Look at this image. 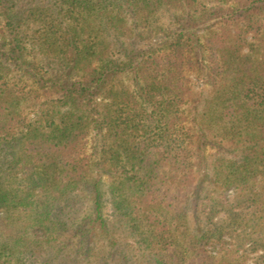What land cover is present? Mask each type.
Segmentation results:
<instances>
[{
  "label": "trees",
  "instance_id": "trees-1",
  "mask_svg": "<svg viewBox=\"0 0 264 264\" xmlns=\"http://www.w3.org/2000/svg\"><path fill=\"white\" fill-rule=\"evenodd\" d=\"M46 4L87 22L88 36L149 40L157 12L180 15L158 45L120 62L63 28L49 51L58 72L43 75L25 58L17 0H0V213L24 222L18 239L0 231V264L43 253L37 264H238L206 255L226 232L264 264V0ZM185 68L210 88L199 111Z\"/></svg>",
  "mask_w": 264,
  "mask_h": 264
},
{
  "label": "rangeland",
  "instance_id": "rangeland-1",
  "mask_svg": "<svg viewBox=\"0 0 264 264\" xmlns=\"http://www.w3.org/2000/svg\"><path fill=\"white\" fill-rule=\"evenodd\" d=\"M211 7H214V4H210ZM17 12L20 14L22 21V36H23V47H25V58L29 62L35 63L40 73L43 75L47 74H56L58 72L59 64L56 59L49 54V51L54 50L56 47V38H58L59 33L63 31V28L66 29L68 27L76 28V31H80L79 33V41L78 45L91 47L95 53H98L100 50H106L104 53V57L106 60L118 61L124 60L125 52H141L144 53L150 47H155L158 41L163 40V35L165 30L175 29L174 26H171L172 18L175 15H180L179 10H167L164 9L159 11L152 17L150 23L148 25L149 29L156 30L157 40L154 39H144L140 40L137 37V30H134L131 34H126L123 37L114 38L109 32L100 34L98 30H94L91 36H88L85 32L87 22L77 21L73 22L70 20L68 14L66 13V8H63L60 5L56 7L52 4L47 6L46 0H17ZM43 10V11H41ZM31 11H35L33 15L30 14ZM61 22L63 24H61ZM125 22L129 25V20L126 18ZM126 23L123 26V29H127ZM264 23V20L263 22ZM83 28V31L81 30ZM215 30V29H214ZM216 31V30H215ZM51 32H55L54 36H50ZM218 32V31H216ZM202 34V33H201ZM206 36V34H205ZM203 37L204 39L208 38V36ZM252 35L248 34L245 37V40L249 43L254 42L251 39ZM158 45V44H157ZM246 50H244L245 52ZM101 62L98 58L91 59V64L96 66ZM67 71V69H66ZM184 76L186 81H188V87L191 91V94L194 95L193 100L198 101V104H194L189 106V109L193 107L197 108L199 111L201 107V103L209 96L210 88L208 85L203 84L201 79L196 76L193 72H190L185 68ZM123 84H128L129 82L126 79H122ZM15 79L11 76V80L9 81V85L13 89L22 88L23 84L16 86ZM191 107V108H190ZM185 108H187L185 106ZM24 115L28 119H32L34 108H25L23 109ZM89 147H91L90 141L87 142L86 145V154H89ZM215 155V150L208 149L206 152V157L208 161L212 160V157ZM105 179V178H104ZM228 201H233V193L229 191L227 194ZM104 215L108 221H112L113 214L111 210V206L109 203V197H105V207H104ZM218 224H223L224 226H228V221L226 220V216L224 214H220L216 219ZM24 224L23 215L21 212L10 211L7 213H0V231L8 233L11 238L18 239L22 237L20 235V227ZM222 238L223 244H210L205 247L206 255L215 258L216 260L223 259L225 262H233L237 261L238 264H253L255 259L261 255L260 252L253 251L250 248V244L243 242L241 237L234 238L240 233L233 234L230 232H226ZM43 254H37L35 256L36 264L43 259ZM27 259L32 263V260L27 257Z\"/></svg>",
  "mask_w": 264,
  "mask_h": 264
}]
</instances>
